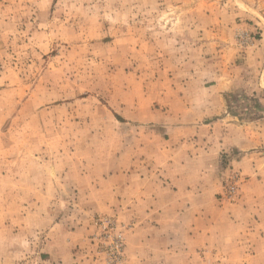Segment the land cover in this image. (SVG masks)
I'll return each mask as SVG.
<instances>
[{
  "label": "rangeland",
  "instance_id": "rangeland-1",
  "mask_svg": "<svg viewBox=\"0 0 264 264\" xmlns=\"http://www.w3.org/2000/svg\"><path fill=\"white\" fill-rule=\"evenodd\" d=\"M219 121L205 216L142 215ZM0 264H264V0H0Z\"/></svg>",
  "mask_w": 264,
  "mask_h": 264
},
{
  "label": "crops",
  "instance_id": "crops-1",
  "mask_svg": "<svg viewBox=\"0 0 264 264\" xmlns=\"http://www.w3.org/2000/svg\"><path fill=\"white\" fill-rule=\"evenodd\" d=\"M206 115L209 117V115L219 114H209L208 112ZM222 126L223 124L219 121L214 123L211 129L209 127L200 130L195 128L190 133L193 135L192 138L189 137L190 139L181 144L179 140L178 146L172 152L174 157L166 161V163H170V166L165 174L167 180L161 181L163 182L161 186L157 180H141V187L137 191L135 199L140 202L139 209H141V205L145 206V216L149 218L159 210L157 216L159 221H163L162 223H166V216L169 212L175 216V220L180 215L191 218V220H200L202 215L205 216L204 209L207 207L206 204L203 203V205L197 207L196 203L200 198H205L207 193L217 192L218 182L221 177L219 171L221 153L242 144L241 136H239L240 131L233 134V131L229 128L227 129L229 132L222 135L220 129ZM218 127L219 129H217ZM232 127H236V125H232ZM182 138L183 136L179 137V139ZM254 142L255 139L252 135L251 150L248 151H253L252 149L256 147ZM164 152L168 151L165 150ZM238 166L245 168L247 166L246 160L241 161ZM118 181H125L126 183L127 180H111L113 190L118 188ZM164 182L169 183L168 186L172 189L170 194L172 201L170 204L165 200L170 189L164 186ZM152 198L155 202L152 205L157 207L158 210L150 209L151 203L149 201ZM196 213H199L197 217ZM141 214L143 215V209H141ZM190 230L195 231L193 227H189L188 231ZM201 235H204V232Z\"/></svg>",
  "mask_w": 264,
  "mask_h": 264
}]
</instances>
